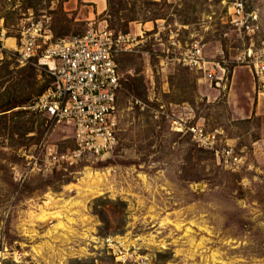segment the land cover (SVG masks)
<instances>
[{"label": "rangeland", "instance_id": "obj_1", "mask_svg": "<svg viewBox=\"0 0 264 264\" xmlns=\"http://www.w3.org/2000/svg\"><path fill=\"white\" fill-rule=\"evenodd\" d=\"M21 1L0 0L7 37L31 12L54 39L105 21L137 40L117 56V143L101 160L71 157V125L32 108L51 82L42 67L0 63L12 64L0 73V111L17 101L0 112V264H264V73L231 63L249 43L260 51L264 0H245L250 33L230 25V0H114L115 15L106 0H31L25 11ZM162 20L182 28L168 57L150 31ZM200 38L226 88L176 62ZM172 121L200 128L209 145Z\"/></svg>", "mask_w": 264, "mask_h": 264}, {"label": "built area", "instance_id": "obj_2", "mask_svg": "<svg viewBox=\"0 0 264 264\" xmlns=\"http://www.w3.org/2000/svg\"><path fill=\"white\" fill-rule=\"evenodd\" d=\"M244 6L245 0H230L228 17L232 27L242 28L250 33L253 32V24L256 25V17L244 10ZM27 15L29 24L19 30L18 37H7L0 24V63L13 57L19 66L42 67L51 82L32 102V108L51 124L71 125L76 144L71 157L88 154L100 160L108 158L117 143V94L121 89L117 56L131 52L137 36L131 32L115 33L103 21L98 27H91L82 35L54 39L51 31L41 22L31 21V12ZM160 26L161 31H158L159 26L156 32L154 28L150 31L159 43L162 39L158 36L163 35L168 57L171 51L180 48L175 40L179 38L178 31L182 28L174 29L165 20H162ZM183 29H187L186 26ZM142 33L146 35V32H141L138 37L143 38ZM6 40H11L9 46ZM201 41L202 38L197 39L190 47L177 53L176 62L183 67L205 72L216 87L223 85L226 88L224 78L227 81L228 75L226 76L225 68L214 62H206L202 57ZM262 43L257 54L253 43H249L231 63L250 71L253 68L256 75L264 73V42ZM209 64L219 68V78L208 67ZM171 125L179 126L178 131L190 132L201 144L209 145V138L200 128L182 126L176 121H172ZM53 160L56 161L57 157H53Z\"/></svg>", "mask_w": 264, "mask_h": 264}, {"label": "trees", "instance_id": "obj_3", "mask_svg": "<svg viewBox=\"0 0 264 264\" xmlns=\"http://www.w3.org/2000/svg\"><path fill=\"white\" fill-rule=\"evenodd\" d=\"M59 1V0H58ZM64 1H66V0H63L62 2H64ZM114 0H106V3L109 5V7H110V9L111 10H109V13L111 14V15H115L116 14V9L114 8V9H112L111 8V4H112V2H113ZM23 4H21L20 3V5H21V7L23 8V10L25 11V10H28V9H32V10H34L35 9V7L37 6V4L36 3H34V2H32L31 0H22L21 1ZM58 3H61V1H59ZM109 14V15H110ZM3 18H4V16H3ZM4 20H6L5 18H4ZM5 25L6 26H8V23L5 21ZM8 28V27H7ZM124 32H126V31H124ZM10 66H12V64H10V63H5V64H3V66L2 67H0V73H1V75H3V73H9V68H10ZM28 69L30 70V71H32V70H34V68L33 67H31V66H28ZM48 87V85H45L39 92H38V95H36V98L39 96V95H41L42 93H43V91L46 89ZM36 98L34 99V100H36ZM33 100V101H34ZM26 101H27V99H26ZM26 101H23V102H21V104H25L26 103ZM17 101H15V100H12V101H8V102H6V103H4V105L2 104V108L3 107H7V108H5V109H2L0 112H3V111H6V110H10V109H13V108H15L16 106L14 105L15 103H16ZM11 105V106H10ZM31 105V104H30Z\"/></svg>", "mask_w": 264, "mask_h": 264}, {"label": "crops", "instance_id": "obj_4", "mask_svg": "<svg viewBox=\"0 0 264 264\" xmlns=\"http://www.w3.org/2000/svg\"><path fill=\"white\" fill-rule=\"evenodd\" d=\"M81 1L88 2V3H91V2H92V3H97V5H98V4H100V5H101V4H105V0H104V3H99L98 0H81Z\"/></svg>", "mask_w": 264, "mask_h": 264}, {"label": "bare ground", "instance_id": "obj_5", "mask_svg": "<svg viewBox=\"0 0 264 264\" xmlns=\"http://www.w3.org/2000/svg\"><path fill=\"white\" fill-rule=\"evenodd\" d=\"M98 2L99 3H104V0H98ZM88 177L90 178L91 177V175L90 174H88ZM97 178V177H96ZM97 190V189H96ZM93 191V190H92ZM48 216V215H47ZM69 233V232H68Z\"/></svg>", "mask_w": 264, "mask_h": 264}]
</instances>
